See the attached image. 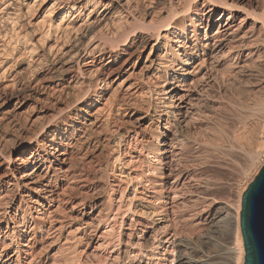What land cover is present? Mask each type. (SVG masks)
<instances>
[{
    "label": "bare ground",
    "instance_id": "1",
    "mask_svg": "<svg viewBox=\"0 0 264 264\" xmlns=\"http://www.w3.org/2000/svg\"><path fill=\"white\" fill-rule=\"evenodd\" d=\"M259 2L0 0L2 264L28 252L21 228L34 235L68 210L81 217L68 235L103 229L102 264H243L241 197H208L210 181L181 156L185 130L211 111L216 68L264 24ZM203 26L216 31L201 45ZM184 213L204 216L200 231L182 229Z\"/></svg>",
    "mask_w": 264,
    "mask_h": 264
},
{
    "label": "rangeland",
    "instance_id": "2",
    "mask_svg": "<svg viewBox=\"0 0 264 264\" xmlns=\"http://www.w3.org/2000/svg\"><path fill=\"white\" fill-rule=\"evenodd\" d=\"M260 4L261 0L259 5H252V10L258 14L262 12ZM262 25L264 24L261 22L256 26L257 36L255 33L253 36L255 41L250 38L251 40L246 39L243 43H239L240 46L247 45L242 55H234L216 68L217 72L223 76L219 78L223 79L212 82L211 89L207 91L210 95L208 96L207 93L205 95L211 111L209 110L205 117L196 118L197 120L192 122L184 134L188 142H184L181 161L199 166V171L207 177L212 186L206 193L208 197L229 201L233 206L237 204L241 194L264 164L262 137L264 108L259 113L254 112L253 109L257 103L264 105V26ZM249 26L250 21L245 25V29ZM197 31L200 35L197 41L203 45L215 33L216 27L204 30L203 26L197 28ZM249 44L251 47H248ZM236 61L244 64L246 62L247 68L239 73L232 70L230 66ZM199 62L200 60H195V63ZM196 76L197 74H193V77ZM256 150H260V154L253 160L247 159L246 154ZM65 207L67 210L70 209V206ZM53 210L54 207L51 211ZM68 211L64 212L65 214L57 213L59 211L52 212L50 218L40 222L44 229L34 235L31 232L27 233L30 231L29 224H26L28 227L21 228L26 232L21 233L18 243L21 247L29 244L28 252L19 258L18 263L14 262V256L10 262L3 264H102L104 252L95 250L99 242L98 236L95 235H99L103 229H100L99 233L95 232V235L92 234L94 232L85 235L74 233L73 235H77L76 238L82 236V239L72 240L71 233L79 226L78 219L81 217L77 214L76 220L65 219L66 213L69 215ZM86 211L89 212V209ZM180 217L186 219L185 223H187L182 229L185 230L187 227L189 230L188 228L195 226L196 229L198 228L197 231H200L201 219L204 218L201 213L190 214V216L184 213ZM180 217L173 219V222L179 225ZM18 222L21 223V220L18 219ZM61 222L69 224L59 233L55 229ZM4 228L5 225L0 227V251L5 247L8 249L6 254L10 257L12 252L8 246L9 240L2 238ZM195 228L194 231L197 232ZM69 232L71 233L68 235Z\"/></svg>",
    "mask_w": 264,
    "mask_h": 264
},
{
    "label": "water",
    "instance_id": "3",
    "mask_svg": "<svg viewBox=\"0 0 264 264\" xmlns=\"http://www.w3.org/2000/svg\"><path fill=\"white\" fill-rule=\"evenodd\" d=\"M240 207L243 264H264V164L241 194Z\"/></svg>",
    "mask_w": 264,
    "mask_h": 264
},
{
    "label": "built area",
    "instance_id": "4",
    "mask_svg": "<svg viewBox=\"0 0 264 264\" xmlns=\"http://www.w3.org/2000/svg\"><path fill=\"white\" fill-rule=\"evenodd\" d=\"M262 137H263V139H264V131H263V133H262Z\"/></svg>",
    "mask_w": 264,
    "mask_h": 264
}]
</instances>
